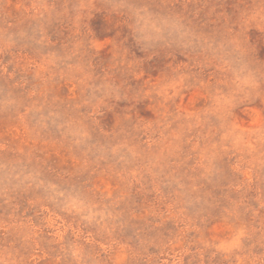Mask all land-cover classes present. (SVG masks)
Returning <instances> with one entry per match:
<instances>
[{"label": "rangeland", "instance_id": "374dc122", "mask_svg": "<svg viewBox=\"0 0 264 264\" xmlns=\"http://www.w3.org/2000/svg\"><path fill=\"white\" fill-rule=\"evenodd\" d=\"M0 264H264V0H0Z\"/></svg>", "mask_w": 264, "mask_h": 264}]
</instances>
